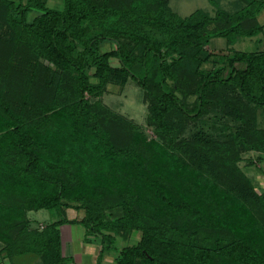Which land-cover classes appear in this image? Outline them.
I'll list each match as a JSON object with an SVG mask.
<instances>
[{"label": "trees", "instance_id": "obj_1", "mask_svg": "<svg viewBox=\"0 0 264 264\" xmlns=\"http://www.w3.org/2000/svg\"><path fill=\"white\" fill-rule=\"evenodd\" d=\"M47 1L0 0V258L73 264L59 226L78 222L99 243L95 264L109 252L115 264H264V192L238 166L244 152L264 154V50L232 48L264 33V0L184 17L168 0ZM213 37L227 47L208 48ZM129 77L161 141L88 98ZM211 109L235 130L179 139ZM181 154L193 169L175 190ZM204 165L230 189L199 180ZM43 208L59 218L31 227L27 212ZM133 231L135 243L115 245Z\"/></svg>", "mask_w": 264, "mask_h": 264}, {"label": "rangeland", "instance_id": "obj_2", "mask_svg": "<svg viewBox=\"0 0 264 264\" xmlns=\"http://www.w3.org/2000/svg\"><path fill=\"white\" fill-rule=\"evenodd\" d=\"M168 3L171 9L182 17L187 16L198 9L213 15L218 9L235 11L242 6L239 0H168ZM59 5L60 0H48L46 2V6L52 8H57ZM32 15H34V13H30V17ZM258 19L264 24V11L258 15ZM113 47V44L106 42L102 45L101 49L108 50ZM226 47V41L222 37H213L208 43V48L212 50H224ZM232 48L237 51L264 50V33L255 37H238L235 43L232 45ZM95 80V78H91V81ZM95 97L93 95H88L90 100L99 99L100 103L109 110L111 109L112 111L127 118V120L133 122L137 126L138 130H140L138 131L140 132L138 134L144 136L146 141L150 142L153 139L160 140L158 137H156L155 132L147 123V101L144 99L143 89L132 78L129 77L125 81L119 83L113 80L108 81L102 90L101 95L96 98ZM193 99V96L190 97L188 99L189 103H191ZM257 121L258 125L264 128V105L257 108ZM236 124L237 123H235L232 119L219 113V111L211 109L209 110L208 114L200 116L197 120L186 121L185 128L179 135V139H190L196 132L207 133L209 136L224 139L228 136L229 132L235 130ZM259 155L261 156V159L258 160L257 156ZM180 158L181 160H176L173 163L171 185L173 188H175V190H181V187H185V182L187 181V178L190 177L189 172L192 168V166H190L192 164L190 157L187 158L181 154ZM182 161L184 162V165L182 164L183 166L178 167L177 165H180ZM251 161H253V163H251ZM238 166L248 176L254 190L258 193L264 192V154L251 151L244 152L241 154V159L238 161ZM183 167H185V170L182 172ZM212 169L213 168L208 167V165H204L201 173L198 174V177L201 178L199 180L205 181L206 178L209 180H212L213 178V183H219V186H222L225 189H230L228 185L229 181L218 177L217 175L219 173H217L216 169V172L211 171ZM68 210L69 211H66V214L68 215L69 212L73 215L78 213L72 208ZM56 212L58 213L57 215H59V212ZM27 213L29 222H31V227L36 225L42 226V224L39 223L45 224L57 219L55 211L52 209L43 208L36 211L31 210ZM80 213H82V211H80ZM61 229H63L62 225ZM77 229H79V227H73V237L75 239L79 234V232L76 233ZM138 236L139 234L136 231H133L127 241L117 238L115 245L121 247L123 244H133L137 241ZM78 244L79 243H77V241L74 243L76 246L75 249H79ZM80 248L83 251V247L80 246ZM0 259L3 260L4 258L1 257ZM35 262L36 260L29 258L27 264H39V262ZM83 264H87L86 258H83Z\"/></svg>", "mask_w": 264, "mask_h": 264}, {"label": "crops", "instance_id": "obj_3", "mask_svg": "<svg viewBox=\"0 0 264 264\" xmlns=\"http://www.w3.org/2000/svg\"><path fill=\"white\" fill-rule=\"evenodd\" d=\"M32 211H36V210H32ZM66 211L69 210L67 209ZM55 214H56V218L58 219L59 216L57 215L58 213L56 211ZM66 216L69 219H73V218L80 219L82 217V213H80L79 211L78 213L73 215L72 213L70 214L69 212V215L66 214ZM27 217H28V213H27ZM39 224L44 225L43 223H39ZM61 225L63 229H61ZM61 225L59 226V229L61 236L62 255L71 258L73 264H83V258L87 259V264H95L99 250V243L97 239H92L91 237L88 238V236H87L88 239H86V230L84 227H81L82 225L79 224L78 222L64 223ZM73 227H79V229H77L76 231V233L79 232V234L76 236V239L73 237L74 236ZM76 241L77 243H79L78 244L79 249H75L76 246L74 245V243ZM80 246L83 247V251L81 250ZM114 263H115L114 253L111 252L105 254L103 260L101 261V264H114ZM0 264H10V261L6 258H4L3 260L0 259Z\"/></svg>", "mask_w": 264, "mask_h": 264}]
</instances>
